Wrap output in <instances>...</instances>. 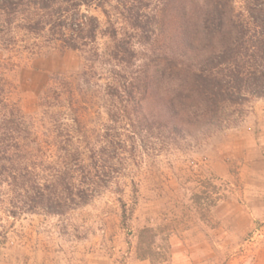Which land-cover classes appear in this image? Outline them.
I'll return each instance as SVG.
<instances>
[{
  "label": "trees",
  "instance_id": "1",
  "mask_svg": "<svg viewBox=\"0 0 264 264\" xmlns=\"http://www.w3.org/2000/svg\"><path fill=\"white\" fill-rule=\"evenodd\" d=\"M31 37L40 42L35 47L58 45L110 67L104 106L109 123L88 134L77 116L53 115L42 126L55 149L48 161L35 123L10 104L0 76V222L3 216L64 217L114 185L121 196V172L152 133L165 130L172 140L185 141L191 127L209 139L236 127L246 107L264 99V0H0V48ZM101 37L112 43L107 53L98 47ZM160 41L169 53L165 68L159 60L153 74L149 63L132 73L136 43L156 54ZM163 90L171 122L156 127L142 103L151 94L159 99ZM61 99L57 93L58 104L72 111L73 91ZM156 239L153 229L140 231L138 259L155 262Z\"/></svg>",
  "mask_w": 264,
  "mask_h": 264
},
{
  "label": "rangeland",
  "instance_id": "2",
  "mask_svg": "<svg viewBox=\"0 0 264 264\" xmlns=\"http://www.w3.org/2000/svg\"><path fill=\"white\" fill-rule=\"evenodd\" d=\"M91 14L105 21L95 8ZM113 20L126 26L114 13ZM38 43L32 37L20 38L12 48H0V76L7 84L8 101L35 123V139L52 161L55 149L42 127L50 117L59 114L67 120L75 115L88 134L102 131L109 123L104 106L110 67L87 61L82 52L58 45L35 47ZM164 43L157 44L156 54L136 43L137 61L131 72L139 74L149 63L153 74L159 60L165 68L169 53ZM97 44L101 53L112 46L107 37ZM69 89L73 91L72 111L56 101L58 93L65 102ZM160 94L159 99L149 95L141 110L156 127L171 122L168 94L166 90ZM187 128L185 141L172 140L165 130L144 139L146 145L138 147L135 158L121 172V196L114 185L89 206L64 217L27 215L13 220L3 216L0 264H91L95 260L129 264L142 260L136 256V247L144 228L157 235L152 264H184L177 258L190 252L197 260L208 259L203 264H264V174H256L246 161L254 156L252 150L264 148V99L252 101L236 127L209 139ZM252 160L264 170L263 159ZM237 208L255 218L242 240L227 238L241 245L240 249H205L204 243L211 244L209 231L221 225L219 218Z\"/></svg>",
  "mask_w": 264,
  "mask_h": 264
},
{
  "label": "crops",
  "instance_id": "3",
  "mask_svg": "<svg viewBox=\"0 0 264 264\" xmlns=\"http://www.w3.org/2000/svg\"><path fill=\"white\" fill-rule=\"evenodd\" d=\"M253 149V148H251ZM252 154L254 156L246 158L248 161V165L252 166V171L256 172V174H264V170H261L259 167H256L255 164H257L256 161H253L255 157H258V159H263L264 161V148L263 145H261V150H252ZM260 152V153H259ZM250 158V159H249ZM252 161V162H251ZM264 164V162H263ZM233 206V204L231 205ZM220 226L217 228H214L213 230L209 231L212 234V237L210 238L211 244H203V247L207 249L210 247H216V249L220 248L222 250H229V251H235L237 249H240L241 245H238L237 242H230L227 241V238L229 236H234L237 240H242V238L246 237L250 231V228H252V224L255 221L254 216L250 214H246L245 212H241L240 209H234V211H226L224 212V217L219 218ZM208 245V246H207ZM220 245V247L218 246ZM183 254V253H182ZM175 259V257H173ZM179 262H183L184 264H203L205 262V259H196L192 255V253L184 254L181 257L177 258ZM175 263V262H174ZM173 263V264H174ZM91 264H108L107 261L104 260H95ZM129 264H152L150 260H134L130 262Z\"/></svg>",
  "mask_w": 264,
  "mask_h": 264
}]
</instances>
